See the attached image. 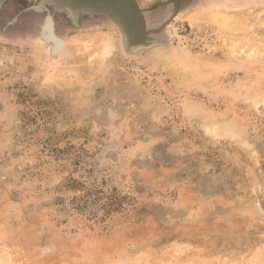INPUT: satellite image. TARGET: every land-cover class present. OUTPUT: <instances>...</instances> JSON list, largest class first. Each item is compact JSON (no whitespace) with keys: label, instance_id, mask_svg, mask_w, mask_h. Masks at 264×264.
<instances>
[{"label":"rangeland","instance_id":"1","mask_svg":"<svg viewBox=\"0 0 264 264\" xmlns=\"http://www.w3.org/2000/svg\"><path fill=\"white\" fill-rule=\"evenodd\" d=\"M131 1L0 0V264H264V0Z\"/></svg>","mask_w":264,"mask_h":264},{"label":"water","instance_id":"2","mask_svg":"<svg viewBox=\"0 0 264 264\" xmlns=\"http://www.w3.org/2000/svg\"><path fill=\"white\" fill-rule=\"evenodd\" d=\"M110 12L127 38L138 37L139 19L131 0H116L110 7Z\"/></svg>","mask_w":264,"mask_h":264},{"label":"flooded vegetation","instance_id":"3","mask_svg":"<svg viewBox=\"0 0 264 264\" xmlns=\"http://www.w3.org/2000/svg\"><path fill=\"white\" fill-rule=\"evenodd\" d=\"M79 1L81 2L80 5H92L91 3L87 2V0H84V1L79 0ZM74 3H75V2H74ZM72 4H73V3H72ZM96 5H98V4H96Z\"/></svg>","mask_w":264,"mask_h":264}]
</instances>
